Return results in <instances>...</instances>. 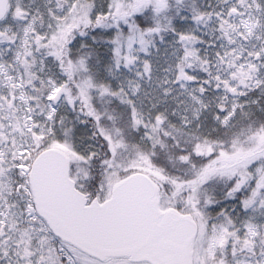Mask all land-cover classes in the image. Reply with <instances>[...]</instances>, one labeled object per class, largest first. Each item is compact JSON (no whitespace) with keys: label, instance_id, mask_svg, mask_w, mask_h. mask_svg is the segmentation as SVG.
I'll use <instances>...</instances> for the list:
<instances>
[{"label":"snow or ice","instance_id":"1","mask_svg":"<svg viewBox=\"0 0 264 264\" xmlns=\"http://www.w3.org/2000/svg\"><path fill=\"white\" fill-rule=\"evenodd\" d=\"M0 264H264V0H0Z\"/></svg>","mask_w":264,"mask_h":264}]
</instances>
